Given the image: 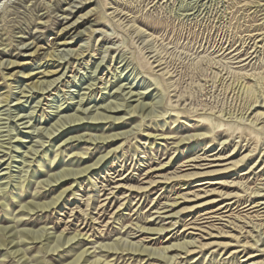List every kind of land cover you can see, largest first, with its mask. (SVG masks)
<instances>
[{"label": "rangeland", "instance_id": "1", "mask_svg": "<svg viewBox=\"0 0 264 264\" xmlns=\"http://www.w3.org/2000/svg\"><path fill=\"white\" fill-rule=\"evenodd\" d=\"M82 250L264 264V0H0V264Z\"/></svg>", "mask_w": 264, "mask_h": 264}, {"label": "bare ground", "instance_id": "2", "mask_svg": "<svg viewBox=\"0 0 264 264\" xmlns=\"http://www.w3.org/2000/svg\"><path fill=\"white\" fill-rule=\"evenodd\" d=\"M72 14V11L71 10H69V11H67V12H65V17L63 18L64 20L65 19H68L67 17L69 16V15H71ZM78 23V20H75V21H73V23H71V24H69L67 27H65V29H63L62 31H64V32H66V34H67V30H73L74 29V26H75V24H77ZM78 25V24H77ZM26 47V46H25ZM30 46H27L26 48H24V50H26V49H28ZM36 51V50H35ZM34 51V52H35ZM40 51V50H39ZM33 52V53H34ZM73 51L72 50H70V49H68L67 50V52H66V54H71ZM52 55H48V57H51ZM8 64L9 65H11V66H13L14 64L12 63V62H8ZM25 65V64H24ZM58 66H60V65H58ZM16 67H18V66H16ZM14 69V68H13ZM55 71V70H54ZM52 72V71H51ZM47 73H49V72H47ZM24 74V72H22V75ZM38 82L36 81V83H32V86H31V88H29L30 90H33V89H36V90H38V91H40V90H42V88H41V84H42V82L41 83H39V85L37 84ZM44 83V82H43ZM52 83L53 82H49V84H46L45 86L46 87H50L51 85H52ZM89 86V85H88ZM43 87V86H42ZM130 92V91H129ZM116 96V95H115ZM4 97V96H3ZM2 97V98H3ZM8 96H6L5 98H4V102L6 101V98H7ZM146 105V104H145ZM136 106H137V104L136 105H134L131 109H129V111L128 112H131V111H134L135 112V109H136ZM141 106V105H140ZM142 106H143V104H142ZM151 106V105H150ZM149 107V106H148ZM153 107V106H152ZM106 108H108V107H106ZM127 110V109H126ZM115 112H117V111H115ZM131 114V113H130ZM172 116V115H171ZM72 117V116H71ZM71 117H69V118H71ZM73 118V117H72ZM98 117H97V114H96V116L94 117V118H92V119H97ZM118 118V117H117ZM65 121V120H64ZM62 122V121H61ZM199 122V121H198ZM197 122V123H198ZM201 122H203L202 120H201ZM57 123H59L60 124V122H59V120H57L56 121V123H54V125L55 124H57ZM63 123V122H62ZM204 123H206V124H208L207 122H204ZM215 129V128H214ZM219 129V128H218ZM114 136V135H113ZM115 137V136H114ZM106 138H108V137H103V139L105 140ZM155 139V138H154ZM182 140V139H181ZM185 140V139H184ZM105 142V141H104ZM188 161V160H187ZM192 161V160H191ZM96 163V162H95ZM93 165V164H92ZM92 165H90L91 167H93ZM95 165V164H94ZM90 166H86L84 169L82 168V169H80L79 171L78 170H76V172H77V174H82V173H84L85 171H86V169H91V167ZM182 167H184V166H182ZM71 171H67V169L64 171V172H62L58 177H56L57 179L56 180H62V179H64V178H66V177H68V176H70L71 175ZM76 174V175H77ZM74 175V174H73ZM148 175H150V174H148ZM195 175H198L197 173L196 174H194V175H177L176 176V178H178V179H181L182 178V182H184V184L186 183V180H184V179H187V178H189V177H193V176H195ZM55 177V176H54ZM175 178V177H174ZM170 178H165V182H163V183H167V181L169 180ZM49 183V182H48ZM128 191H131V192H135V194H138V192L139 193H141V194H143L145 191H146V188L145 187H136V188H132V187H130V188H128ZM64 192H61L57 197L59 198V196L61 197V195L63 194ZM104 195V194H103ZM56 197V198H57ZM55 198V199H56ZM53 201H54V199H53ZM56 202V201H55ZM58 202V201H57ZM257 202V201H256ZM55 204V203H54ZM41 206L43 205V204H40ZM47 205H49V204H47ZM53 205V204H52ZM37 206V205H36ZM44 206V205H43ZM50 206V205H49ZM48 206V207H49ZM171 206V205H170ZM33 207V206H32ZM37 207H39V206H37ZM45 207V206H44ZM47 207V206H46ZM126 207V206H125ZM35 209H37L36 207H35ZM28 211H30V210H28ZM29 213V212H28ZM142 231V230H141ZM160 229H150L149 230V232L150 233H155V234H159L160 233ZM146 232H147V230H146ZM145 233V232H144ZM148 234V233H147ZM26 235V234H25ZM28 235V234H27ZM33 235V234H32ZM35 236H37V235H35ZM40 236V235H39ZM78 236H81L82 238L81 239H83V237L84 236H86V234H80V233H77V234H75V235H73V238H69V240H74L75 239V237H78ZM26 237V236H25ZM28 237H29V235H28ZM30 237H32V239L34 240V241H36L37 240V238L36 237H33V236H30ZM189 237V236H188ZM39 238H41V237H39ZM85 238V237H84ZM5 239V238H4ZM31 239V238H30ZM59 239H60V236H58L57 238L55 237L54 238V241H55V243H58L59 242ZM2 240V239H1ZM3 241V240H2ZM53 241V242H54ZM51 242V241H50ZM65 242H66V240H65ZM59 244V243H58ZM54 245H56V244H54ZM188 245H190V243H184V244H182V245H175V244H173L172 246H170V247H166V248H164V249H162V251H166V252H178L179 254L181 253V254H188V253H192V251L191 250H189L188 249ZM58 247V246H57ZM120 247V246H119ZM134 252L136 251L137 252V255L138 254H144L145 256H147L148 258L150 257V256H155V253H156V251L154 250L153 252H152V250L151 249H149V248H147V246H141L140 248H137L138 246H136L135 244H134ZM193 247V246H192ZM100 248H104L103 249V252H105V254L107 253H109L110 255H112V256H115L116 254H118V250H120V249H117L118 248V246H117V248H116V245L115 244H113V245H102ZM54 249V248H53ZM57 249V248H56ZM122 249V248H121ZM192 249V248H191ZM126 250V249H125ZM160 250V249H159ZM123 252V250H121V252L119 253V254H121ZM85 253H86V251L85 250H82V251H80V253L79 254H77V255H75V257L72 259V261L70 262V263H68V264H77L78 262H80V259L82 258V256H84L85 255ZM163 253V252H162ZM157 255H158V252H157ZM158 258H162V259H160V260H163V261H167L166 260V257H162V256H160V253H159V255H158V257H154V258H151V259H155V260H159ZM163 258H165V260L163 259ZM168 258V257H167ZM169 259V258H168ZM171 259V258H170ZM169 259V260H170ZM113 260H115V259H113ZM159 260V261H160ZM168 260V261H169ZM84 261V260H83ZM174 261V260H173ZM161 262V261H160ZM170 262H171V260H170ZM170 262H169V264H170ZM174 262H176V260L174 261ZM42 264V263H41ZM90 264H110L109 262H106L105 260H103V261H101L100 259H97V260H95V261H93L92 263H90Z\"/></svg>", "mask_w": 264, "mask_h": 264}]
</instances>
